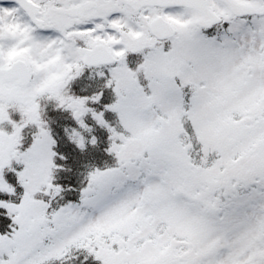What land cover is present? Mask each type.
<instances>
[{
    "label": "snow or ice",
    "instance_id": "1",
    "mask_svg": "<svg viewBox=\"0 0 264 264\" xmlns=\"http://www.w3.org/2000/svg\"><path fill=\"white\" fill-rule=\"evenodd\" d=\"M0 264H264V0H0Z\"/></svg>",
    "mask_w": 264,
    "mask_h": 264
}]
</instances>
